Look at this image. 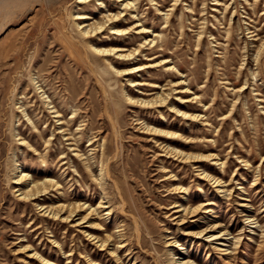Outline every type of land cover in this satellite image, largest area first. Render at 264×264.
<instances>
[{
    "label": "rangeland",
    "instance_id": "374dc122",
    "mask_svg": "<svg viewBox=\"0 0 264 264\" xmlns=\"http://www.w3.org/2000/svg\"><path fill=\"white\" fill-rule=\"evenodd\" d=\"M174 1L138 0V14L126 15L164 30V43L154 49L164 50L177 67H147L133 78L161 84L171 79L169 73L185 78L188 93L202 99L189 109L202 113L198 120L183 118L169 106L153 109L127 101L125 89L139 97L133 90L148 93L150 86H132L127 76L114 75L104 57H93L79 31L84 19H77L80 27H74L72 13L89 12L97 20L104 14L100 5L82 9L78 0H5L0 23V264H42L37 256H29L33 249L46 254V264H175L172 255L199 264H264V45L259 50L264 41V0ZM170 7L174 9L167 10ZM71 29L79 66L62 46L63 31ZM135 31L95 38L123 44L136 39ZM55 61L61 64L48 70ZM53 104L61 110L63 122L50 112ZM155 121L156 126L166 124L180 133V140L170 138L168 144L202 151L192 144L203 139L200 143L210 145L209 151L218 152L225 161L223 180H232V193L228 196L229 191L201 180L195 163L166 152L160 144L163 137L145 131L144 126ZM22 138L39 154L23 145ZM188 138L191 141L185 142ZM201 163L216 175L215 169L221 170L212 161ZM16 165L33 179L47 176L58 185L37 201L24 202L18 195L20 185L13 182ZM180 186L185 190L176 188ZM102 189L108 202L97 207ZM199 194L213 201L209 212H175L173 205L184 207ZM38 202L45 203L46 210L58 203H81L85 208L65 220L68 212L62 217L45 215ZM109 205L112 214L106 213ZM96 208L91 222L82 219ZM248 215H255L257 224L248 222ZM184 216L190 222L180 224ZM216 221L222 226L213 231L227 227L230 232L222 241L186 234ZM98 223L103 229L96 230ZM97 234L110 235V243L100 245L93 238ZM173 239L177 245L168 244ZM122 240L127 242L124 247L119 246ZM24 244L30 248L24 249ZM221 247L230 252L223 253Z\"/></svg>",
    "mask_w": 264,
    "mask_h": 264
},
{
    "label": "bare ground",
    "instance_id": "6f19581e",
    "mask_svg": "<svg viewBox=\"0 0 264 264\" xmlns=\"http://www.w3.org/2000/svg\"><path fill=\"white\" fill-rule=\"evenodd\" d=\"M56 1L60 4H65L69 0H56ZM178 1L179 0H175L173 4L174 5L177 4ZM115 2L117 3L116 5L108 2L107 0H78V4L82 6V9H85L86 7H90L91 5H94V4L100 5V8L104 12V14L97 20H94L95 16H91L89 12L80 11V12L72 13L73 15L72 19H75L76 21L74 22L75 28L80 27V22H77V19H84L82 20L84 24L81 25L83 27H81L79 31L87 39V42L89 43V47L92 51L93 57L95 59H100L101 57H104L108 61V65L109 67H111L112 71L114 72V75L127 76L131 80L132 86H140V85L150 86L148 90H152V92H148V93L143 92V90L136 91L134 89L133 91L139 97L130 96L129 94L126 93L125 91L126 89L125 90L122 89L124 90V94L129 103L136 104V105L140 104L141 106L153 108V109L156 107L163 108L164 106H169L172 112H175L181 115L183 118H188V119H193V120H198L200 118H203L201 115L202 113L189 110L191 108H195V106L193 105L194 102H196L197 100L202 101V99H197V94L194 92L188 93L190 92L191 88L188 84H186L185 78H175V74L169 73L168 76H170L171 79L168 80V82H165L164 84H161L158 81L148 82L146 80H138V79L133 78L134 76H136L135 72L137 73V71L145 69L147 67H156L158 65L168 66L167 67L168 70H173V69L176 70L177 67H176V63L172 60L170 56L166 54L164 50L154 49L158 45L159 42L164 43V40H163L164 30L163 29H156L154 26H148V23L143 21L141 17L139 16L134 17V20H133L134 22L130 20L132 18L128 19V17H126L128 12L135 13V15L138 14L137 12L139 11V7H140L138 0H116ZM4 4H5V0H1L0 1V23L4 19V18H1V15L4 12ZM156 9L161 10L160 7H157V6H156ZM170 9H174V8L170 7L167 10H170ZM8 11H10V8H8ZM8 14L10 15V12ZM169 17H170L169 13L165 12L164 18H165L166 23L169 22ZM88 19L92 21L87 22L89 21ZM164 26H167V24H165ZM133 28H135L136 30L135 32L137 33L136 39L140 40L137 45H135L136 44L135 38L133 39L129 38V40L123 44H120L114 40L112 41V44H106L105 42H103L104 40H99L95 38L102 33L108 34V35L113 34V33L117 35H126L130 33ZM63 33L66 37L65 38L66 42L62 44V46L63 48L69 50L73 54L74 63L77 66H79L77 60L75 59V56H76L75 49L72 47V43H74L75 41L73 39V35H74L73 30L71 29V31H63ZM199 33L202 34L203 30H201ZM263 45H264V41L261 44V47L259 50H261ZM146 48L151 50V52L146 53L145 52ZM65 49H63V51L60 52L59 56L63 55V53L65 52ZM142 54H144L145 56L140 57V55ZM56 61L52 62L50 66L47 67V69L51 70V68L54 67V65L56 64ZM59 63L61 64V62H58V64ZM243 86L241 88L236 89V91L240 92L241 90H243L244 88ZM39 87L42 91V95H45L46 91L42 87V84H39ZM157 88H159L160 90H156ZM182 93H188V94L184 96ZM150 94H153V95H150ZM175 95L177 96V98L173 97ZM47 96L48 95H46V97ZM49 102L51 101H47L48 104ZM22 106H23L22 104L19 105V107H22ZM50 107L52 109L50 112L55 113V115L53 116L55 117L58 116L57 118L58 120L63 119L61 115L62 114L61 110L56 105L53 104ZM234 108L235 107H233V109ZM21 110L23 111L24 115H28L25 108H21ZM228 115L229 114H226L225 116H228ZM27 119L28 121L32 120L29 116L27 117ZM60 122H63V121L60 120ZM156 124H157L156 121H155V124L147 123L144 126V128H146L145 131L149 134H154L155 136H159V138L163 137V139L160 141V144H163V146H166V149L168 148L166 152H171L172 154L181 156L182 159L185 161L195 163L194 165L199 166V177L201 178V180H207L210 183L212 182L214 186L218 187V189H220L224 193H226V191H229L228 196L232 193V187H230L232 184L231 183L232 180L231 179L228 180L227 183L226 181L223 180L224 173L222 172L223 171L222 168L225 166V161L221 160L218 152L209 151L211 150L210 145L205 146L203 143H200L202 142L203 139H199L198 140L199 143H193V144L191 143L194 147L202 149V151H185V150L178 148L176 145L168 144L169 143L168 141L170 138L178 141L179 139L178 135H180V133L167 128L166 124L157 125V126ZM151 125H154V126H151ZM15 131H17V129H15ZM18 134L19 133L16 132L14 135H18ZM70 138L71 136L67 137V139H70ZM97 138L98 137H94V140H96ZM158 140L159 139H157V141ZM21 141L23 145H27V147H32L31 150L34 151V154H39V151L33 144L29 143L24 138H22ZM190 141L191 139L188 138L187 141L185 142H190ZM63 157L64 155H62L60 159H57V162L62 160ZM43 161H46V159H43ZM103 161L104 160H102L101 163H103ZM201 161H204V162L212 161L213 163L218 164L221 167V170L220 169L219 170L215 169V170H217L219 174L217 175L214 174L212 171L209 170V166L206 163H201ZM198 162H200V164H198ZM46 164H47V161H46ZM15 168H16L15 169L16 180L13 182L20 185L17 188V190L19 191L18 195H20L19 198L21 200H24V202L37 201V199L41 195L43 194L45 195V193L50 188L52 187L54 188L56 185H58L54 179H50L47 176L44 179H33L31 178L32 176L29 174V172H26L20 166L16 165ZM257 172H258L257 174L259 175L260 168H257ZM99 175H100V178L103 177L102 168L99 172ZM258 178L259 177H256L254 179L253 184L257 182ZM182 187L183 186L176 187V188H179L180 191L185 190V189H182ZM198 187L200 190H203L202 184H198ZM184 188H186L187 190V187H184ZM102 191L104 194L100 197V202L97 205V207L102 206L101 205L102 202H108L104 200L106 197L105 189H102ZM212 203L213 201L209 199H204L201 196V194H199L198 197L192 199L190 202H187V205H185L184 207H182L184 203H178V204L176 203L175 205H173V207H177L175 209V212L183 210L184 211L183 214L187 216H195V215H198L202 210L203 212H209L210 204ZM38 204L40 205L41 210L44 211L43 214L45 215H46V212H49V213H52L54 216L62 217L63 212L64 213L68 212L67 215L63 216L66 218L65 220H69L70 218H72L74 216L73 213L78 208H79L78 210H82L85 208V206L81 203H58V204L50 205L46 210L47 205L45 203L38 202ZM113 209L114 208L111 207V205H109V207H107L106 209V213L112 214L114 212ZM94 211L96 213L97 208L89 210L85 215H83L82 219L85 220L88 218L86 221L91 222L89 218L91 217V214H93ZM185 217L186 216L181 218L182 220L180 221V224H185L187 222H190V221L183 220ZM247 220L248 222H255V223L257 222L255 215H248ZM92 223H93V226H95L96 223L95 222H92ZM100 224L101 223H98L99 226H101ZM219 226H222L221 223L216 221L210 226L207 225L199 230L188 231L186 232V234H191L197 237L207 235L208 237L207 240L220 239V241H222V239L224 238L222 236L230 232L227 227H225L224 229H219L218 231H213ZM97 228L98 229L96 230L103 229L102 226L97 227ZM109 237L110 235H106L104 237L102 235L100 236V234H97L93 238L97 239L96 241L98 242L100 241V245L104 246L107 243L108 244L110 243V241H108ZM235 239L237 240V242L239 241V238L236 237ZM124 240L121 241L119 245L120 247L126 246L127 242ZM168 244L173 245V246L177 245V240L173 239ZM222 244L224 245L225 243H222ZM23 248L27 249V248H30V246L27 244H24ZM221 249H224L222 250L223 253L230 252L229 250H227L228 247H225V248L221 247ZM32 251L30 250V253H31L29 254L30 257L37 256V259H39V261L42 264H46V254H39L34 249ZM170 253L174 254L173 251H170ZM172 256H173L172 259L175 260V264H199L197 263V261L191 260V258H188V257H182V258L177 257L178 259H175L176 258L175 255H172ZM135 264H138V263H135Z\"/></svg>",
    "mask_w": 264,
    "mask_h": 264
}]
</instances>
